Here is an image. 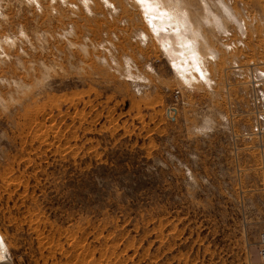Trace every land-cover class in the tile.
Masks as SVG:
<instances>
[{
    "label": "rangeland",
    "instance_id": "obj_1",
    "mask_svg": "<svg viewBox=\"0 0 264 264\" xmlns=\"http://www.w3.org/2000/svg\"><path fill=\"white\" fill-rule=\"evenodd\" d=\"M178 1L204 74L138 0H0L9 264H261L264 0Z\"/></svg>",
    "mask_w": 264,
    "mask_h": 264
},
{
    "label": "bare ground",
    "instance_id": "obj_2",
    "mask_svg": "<svg viewBox=\"0 0 264 264\" xmlns=\"http://www.w3.org/2000/svg\"><path fill=\"white\" fill-rule=\"evenodd\" d=\"M168 2L170 3L171 0H138L140 5H145L151 11H155L154 13L152 12L153 15L148 16V18L151 19L152 27H156V30L160 29L159 26L161 28L164 26L168 31L171 29H177V32H180L189 38L190 42L186 44V46L177 42L178 47H176V50L183 52L182 60L178 63L180 64L181 72L185 73L188 71V66L192 65V68H195L197 73L204 74V68H202L200 63L202 61V52L200 46H198V44H200L201 36V33H199V25L193 21L187 5L180 4V1L177 0L169 6ZM181 2L183 1L181 0ZM170 37L173 43L172 48L175 49L174 43L176 41L173 34H171ZM191 58L194 59V61H191ZM2 243L5 244L8 249V245L6 244L2 233H0V264H9L10 262L5 260L7 249L3 247L4 245Z\"/></svg>",
    "mask_w": 264,
    "mask_h": 264
},
{
    "label": "built area",
    "instance_id": "obj_3",
    "mask_svg": "<svg viewBox=\"0 0 264 264\" xmlns=\"http://www.w3.org/2000/svg\"><path fill=\"white\" fill-rule=\"evenodd\" d=\"M259 254L261 257V264H264V227L260 234V240H259Z\"/></svg>",
    "mask_w": 264,
    "mask_h": 264
}]
</instances>
